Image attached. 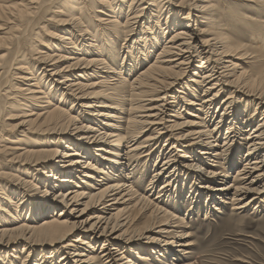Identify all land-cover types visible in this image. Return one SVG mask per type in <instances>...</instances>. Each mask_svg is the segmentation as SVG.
<instances>
[{
	"label": "bare ground",
	"instance_id": "obj_1",
	"mask_svg": "<svg viewBox=\"0 0 264 264\" xmlns=\"http://www.w3.org/2000/svg\"><path fill=\"white\" fill-rule=\"evenodd\" d=\"M158 1L151 4L148 0H131L124 13L126 0H0V52H8L0 56V141L11 146H0V264H15L14 260H20L15 255L21 244H24L23 252L27 251L23 263L28 264H140L150 260L149 254H142L147 248L165 260L179 261L171 264H188L181 261L189 254L193 243L188 241L191 235L180 230L189 227L186 218L179 215L183 209L200 214L204 209V198L207 201L205 207L208 210L213 207L217 212L222 211L219 207L222 205L232 206L237 215L252 207L256 210L262 207L264 113L258 124H254L257 111L264 108V71L245 82L241 81V75L236 77L238 61L246 53L240 55L233 50L231 38L226 37V29L222 30L225 25L223 17H227V22L229 18L227 14L221 17L213 0H180L176 3L168 0V7ZM225 3L236 8L257 9L256 6H260L254 0L217 1L219 6ZM148 6L154 9L150 10ZM47 8L55 14L47 20L53 23L54 31L47 30L46 33L44 27L39 28L40 31L33 34L38 40L32 45L28 33L43 18V10ZM140 23L143 25L139 29ZM247 24L252 30L261 26L253 21ZM255 32L264 33V25ZM40 34L46 37L41 38ZM253 36V43H258L259 49L264 50L263 36ZM128 38H132L133 43L130 48L125 44L121 46V53H124L121 59L112 48H116V41L128 42ZM41 49L47 51L42 53ZM155 53L148 68L141 69L129 83L128 76L143 67ZM9 55L11 58L7 61ZM59 62L67 65L56 69ZM13 70L21 74H13ZM192 72L193 77L188 81L186 77ZM15 76L14 80L21 83L20 86L11 85ZM111 78L115 81L113 86H110ZM103 83L106 85L100 86L102 90L96 91ZM174 87L181 88L177 94L187 93L191 97H182V103L198 113V116L189 114L193 118L205 120L209 117L211 121L223 110L212 131H194L183 138L172 134L186 125L166 121L161 116L167 108L180 103L176 102ZM198 88L205 89L202 100L196 95ZM129 91L131 99L139 97L138 100H142L147 96L151 99L134 106L137 114L143 111L149 114L133 118L138 122H133L131 117L126 120L123 130L128 137L84 124L75 129L78 135L69 133L70 126H76L80 119L60 105H74L84 121L104 127L105 122L98 121L99 118L114 122L120 118L116 113H102L97 108L116 112V105H104L102 100L100 104L82 105V102L96 97H112L111 101L116 104L121 93L128 94ZM226 91L230 93L221 101ZM235 93L239 99L234 98ZM143 94L146 97H142ZM58 99V105L54 104ZM152 105L155 106L146 110ZM5 106L11 111L6 121L24 118L12 127L13 130H6L13 135L16 134L12 131L18 133L8 139L2 135L5 129H9L1 122L4 119L1 111ZM250 106H256L253 115L249 113ZM38 109L42 112L35 113ZM122 111L125 110H119V113ZM173 113L176 114L169 117L179 118L181 110L177 108ZM199 114L206 115V118ZM31 117L35 118L28 119ZM135 124L138 132L133 138L130 126L135 127ZM149 127L155 128V135L138 142V135ZM21 129L23 140L19 134ZM107 129L114 132L122 128L109 123ZM224 130L225 137L220 146ZM29 133L46 137L35 142L27 137ZM92 133L96 135L89 136ZM243 133H247L245 137H241ZM165 136L168 138L156 160L159 162L163 156L161 168L155 171L149 184L150 193L142 195L138 192L141 183L135 178V167L123 178L121 174L128 170L132 161L139 162L144 153L142 150L154 146L149 143L156 144ZM186 140L193 143L187 145ZM244 148L247 151L242 158ZM220 160L227 162L228 170L224 163H219ZM204 163L207 168L202 167ZM240 163L236 175L225 184L224 181L229 179L228 171ZM21 167L27 168L26 174L31 173L38 183L21 181L12 173L21 171ZM10 169L12 172H7ZM139 174L142 176L141 172ZM183 175L190 179V183L193 180L188 192V200L192 199L189 207L188 201L180 197L186 188L178 195L177 190L174 191V184L180 183ZM6 179L14 189L4 183ZM157 179L163 185L156 193ZM202 180L207 183L201 186L203 192L199 193L197 186ZM39 182L43 184L42 188L37 185ZM40 189L45 190V194L31 192ZM56 189L59 191L53 198L48 196V192ZM152 192L157 194L154 200L150 199L154 196ZM2 196L6 198L2 200ZM162 198H168L166 202L175 210L160 207L159 204L165 202ZM89 209L94 216L86 217ZM133 212L141 217L149 214L151 222L146 231L155 232L153 229L157 228L155 237L130 232L135 218ZM49 214H52L50 218L34 225L36 220ZM9 225L18 226L6 228ZM73 235L76 239H72ZM98 243L102 246L96 253L94 246ZM47 244L49 250H42L38 258L32 256L38 247ZM58 255L61 257L56 263Z\"/></svg>",
	"mask_w": 264,
	"mask_h": 264
},
{
	"label": "rangeland",
	"instance_id": "obj_2",
	"mask_svg": "<svg viewBox=\"0 0 264 264\" xmlns=\"http://www.w3.org/2000/svg\"><path fill=\"white\" fill-rule=\"evenodd\" d=\"M131 0H126V5L123 8L124 13H126L128 11V2H130ZM155 1V0H154ZM153 0H148V3L153 4L154 2ZM162 3V6H167L168 7V0H159ZM158 1V2H159ZM180 0H174V3L179 2ZM217 1L220 0H213V5H216V9L218 10V13L221 14V17L224 16V14H227L228 16V22H227V17H223V25L222 26V30H225V35L226 37L228 36L229 38H231L232 40V46H233V50L238 51L240 55L245 54L246 56L242 57V59H240V61H238V66L239 68L237 69V74L236 77L241 75L240 78L242 79L241 81L245 82V81H249L253 76H257L258 73H261L264 71V50L259 49V44L258 43H253V39L254 36L253 35H257V34H261L264 38V33H260V32H255L257 31L259 28H261L264 25V0H254L256 2H258L260 4V6H256L258 7L257 9H253L251 7H247V8H243V7H234V6H228L226 3L224 4V6L222 5H217ZM169 2V1H168ZM200 1H197V3H199ZM147 6V5H146ZM150 10L154 9L151 6ZM167 7L165 9H167ZM58 8V7H55ZM232 8V9H231ZM163 9V7H162ZM57 10V9H54ZM99 10V9H98ZM156 10V9H155ZM161 10V9H160ZM231 11V12H230ZM51 10L45 9L43 10V18L41 20L37 21V25H35L32 29L31 32L28 33V38H30L31 44L34 45L35 44V40H38L37 37L33 38V34L36 32V34L40 31L39 28H43L44 27V32L47 33V30L52 32L54 31L53 29V23H49L47 22V20L51 19L53 16H55V14L51 13ZM157 12V10L155 11ZM238 12V13H237ZM106 18V17H105ZM239 18H241V21L239 22ZM253 21L254 24L260 25L261 26H255L254 30L250 29V27H248L247 23ZM143 24H138L139 29L142 27ZM192 25H194V23H192ZM137 29V27H136ZM136 33V32H135ZM41 38H45V34H40L39 35ZM169 34L166 36V38L164 39L163 43H165L166 39L168 38ZM48 40V38H47ZM128 42H117L116 41V48H112L113 53L115 54H120L121 55V59L122 56L124 55V53H121L122 49L121 46L123 44H125V47H129L132 46L133 40L132 38H128ZM37 43V42H36ZM162 43V44H163ZM119 47V48H118ZM162 47V45H161ZM42 53H45L47 50H42ZM8 52L2 51L0 52V56L5 55ZM135 53V50L133 49V54ZM11 55H9L6 59H8L7 61L10 60ZM156 56H153L152 59H148V61H146V63H144V66L139 67L138 69H136V71H134L132 73L131 76H128L129 79V83H132L134 81V78H136V76L138 75L139 71L141 69L145 70L148 68V65L150 64L151 61L154 60ZM121 59L119 60V63H121ZM108 60V58H107ZM245 60L244 63H242ZM109 62V60H108ZM263 62V63H262ZM19 63H21L19 61ZM246 63V64H245ZM67 64L64 62H59L57 63V65H55L56 69H61L63 67H65ZM18 66H16L17 68ZM51 69H53V67H51ZM44 70V69H42ZM1 73V72H0ZM12 73L14 74H21L19 71L17 70H13ZM193 77V72L192 74L190 73V75H188L186 78L189 81L191 78ZM236 77L232 78L235 79ZM14 78H17L16 76L13 77L12 81H11V85L12 84H18L19 86L21 85V83L17 82L16 80H14ZM97 81H101V79H96ZM113 78L110 79V86H113L115 84V81H112ZM96 81V82H97ZM92 82V81H91ZM33 83V82H32ZM87 85L88 82H83ZM89 84V83H88ZM103 85L106 84H101L99 85V87L97 88L96 91H101L102 89L100 88V86L104 87ZM22 87H27V86H22ZM128 87V86H127ZM178 90H181V88L179 87H174V93H176ZM204 90L203 88H198L197 89V96H198V100H202L203 94H204ZM123 92V91H122ZM111 93V91L109 92ZM113 93V92H112ZM130 93L131 91L128 92V94L125 93H121L122 97H120L119 101H116L117 103L114 104V101H111L112 97L109 99L108 97H104V99H98L96 97V99H86L85 102L83 103H91V102H95V104H100L99 102L105 101L104 105H116L118 111L115 112V110L113 109H109V108H97V110H100L102 113H116V115L120 118L118 119L119 121L114 122L113 120H102L103 118H99L100 120L98 121H104L106 126H100L99 124L96 123H88L87 121H84L83 116L78 113L75 110V106L74 105H60L61 107H63L66 111H69L71 115H74L76 117H78L80 119V121L76 124V126H70L69 133L73 132L74 135H78L75 134L76 132V128L81 127V125H90L92 128L93 127H97L100 130H104L106 132L118 135V136H123V137H128L129 135L126 134V132L123 130L126 127V120L128 118L131 117V119L135 118L136 116L140 115V116H148V112L143 111L144 113H136V109L134 108V106L141 101H145V100H149L151 99V96H147L148 98H142V100H138L139 97H135L134 99H131L130 97ZM173 93V91H172ZM230 91H226L224 94H222L221 96V101L226 98L229 95ZM176 95V102H180L178 104V106H173L170 109H166L164 111V114H162V118L165 117L166 121H177L178 124H182L186 123V125L182 128L179 129L175 132H173L172 134L175 137L178 138H183L186 135L189 134H193L194 131H205V130H210L212 131V129L214 128L216 122L219 120V114H221L223 112V110H221L218 113V116L216 114L215 118L213 120L210 121L209 117L208 119L206 118V115L203 114H199L200 117L202 118H206L205 120H199L196 118L191 117L189 114H196L195 116H198V113H195L194 109L192 108H187V106H185V104L183 105V100L182 97H187L189 99H191V97L186 93L184 95H180V94H175ZM180 95V96H179ZM142 97H146L145 94L141 95ZM234 98L239 99V96L236 95V93L233 95ZM124 98V100H123ZM193 98V97H192ZM57 99V98H56ZM131 99V100H130ZM172 100V99H170ZM59 99L58 100H54V104L58 105ZM144 105V102H142ZM199 103V101H198ZM85 104V105H86ZM84 105V106H85ZM146 105V104H145ZM81 106V105H80ZM153 106H145L147 107L146 110L153 108ZM256 107V106H255ZM255 107H249V113L251 115L254 114L255 112ZM28 108V107H26ZM181 110V114L179 115V118H173V117H169L171 114H176L173 113L174 110L176 109ZM14 109H17L14 107ZM71 109V110H70ZM86 110H93V109H86ZM119 110H125L122 111L123 113H119ZM264 108L259 109L257 111L258 113V118H256L255 121V125L258 124L259 119L262 117V114L264 113ZM11 112L8 108L3 107L2 111H1V115L4 117L3 124L9 126L7 128L9 129H5L4 132H2L3 137H5V139H8V137H14L17 136V131H12L15 132L16 135L11 134L9 131L7 132L6 130H13L12 127L20 124V122H22L21 120H23L24 118H22L21 120L19 119H9L6 121V119L9 117L7 116V114ZM42 111L35 110V113H39ZM197 112V111H196ZM260 113V115H259ZM14 115L16 113H13ZM152 114H156V112H153ZM19 116H24L22 114H19ZM35 117H31L28 119H34ZM68 121V120H67ZM133 122H138L137 120H132ZM109 123H115L116 125H118V127H121L122 129L118 130V131H109V129H107V125ZM172 124V123H169ZM194 124V125H193ZM196 124V125H195ZM134 125V123H133ZM136 126H130V131H131V135L133 138L136 137L135 132L137 131L138 125L135 124ZM106 127V129H104ZM149 128H146V132H142L140 135H138L139 137H137L138 142H142L144 140H147L149 138H151L152 136H154V129L155 128H151L150 130ZM6 131V132H5ZM21 130H19V134H20V139L23 140V137H21L22 133H20ZM225 130L221 133V138L219 141V145L221 146L223 144V138L225 137L224 135ZM80 134V133H79ZM171 134V133H169ZM247 133H243L244 136L241 137H245ZM95 136L96 133H92L89 134V136ZM98 135V134H97ZM27 137L33 138V140L35 142H39L42 139H44L43 137H46V135L43 134H27ZM139 138V139H138ZM168 136H165L164 138H161L159 141H157L156 144L153 143H149L148 145H154L151 149H149L150 147L142 150L141 152L144 151V153L141 155V158L139 159V162L137 161H132V163L130 164V167L128 168V170L126 169V172L122 173L121 176L123 178V176L126 175V173H130L131 172V168L133 169L135 167V178L136 180H138L139 183H141V188L138 190V192L140 194H144L147 195L149 194V184L151 183V181L153 180V175L155 173V171L159 170L161 168V158H163V156L160 158L159 162H156L157 160V156L159 155V152L161 153V150L163 149V145L166 143ZM92 139V138H91ZM114 140V138L112 139V141ZM90 143L94 142V140H89ZM187 145H191L193 142L186 140ZM33 144V143H32ZM7 144H5L4 142L0 141V146H5ZM17 145H20L17 144ZM31 145V144H30ZM138 145V144H137ZM8 147H11L9 145H7ZM16 146V145H14ZM149 151H153L154 153L149 154ZM246 148L242 149V158L244 157V154L246 153ZM163 152V151H162ZM124 153V152H123ZM122 153V154H123ZM183 153H180L179 155H181ZM153 155V156H152ZM151 157V158H150ZM156 157V158H155ZM227 157V156H226ZM225 157V158H226ZM209 158V157H206ZM191 160V159H190ZM231 160V159H230ZM187 161V160H186ZM186 164V162H184ZM192 163V162H190ZM189 163V164H190ZM195 163H199L195 162ZM206 164L209 162H205ZM202 166L203 168H207V165ZM219 163L223 164L224 163V168H226V170H228L229 165H226L225 163H227L224 160H220ZM243 163V162H242ZM242 163L238 164V166L236 165L234 168H232V170L228 171V176L229 179L224 181L225 184L231 182V179H233V177L236 175V170L237 168H239ZM7 164V163H6ZM201 164V163H200ZM212 163H210L211 166ZM137 165V167H136ZM203 165V163H202ZM209 166V165H208ZM214 166V165H213ZM20 167V165L18 166ZM16 168V167H15ZM25 167H21L20 170L21 171H13L7 170V172H12L14 173L16 176H18L20 178L21 181H23L24 179L26 181L32 180L34 181L35 179H33L31 177V173L26 174V169H24ZM216 168V167H215ZM25 171V172H24ZM220 171V170H219ZM139 172L142 173V176H140ZM128 175V174H127ZM37 177V176H36ZM187 176L183 175L182 179L179 180L180 183H177V185L174 184V191L177 190V194L178 192H182V190L184 191V189L186 188V191L182 192V196L180 195V197H182V199H185L186 201H188L187 207L190 206L191 204V200H188V195H189V191H190V185L193 182V180L190 183V179H186ZM19 178L17 180H19ZM121 178V177H120ZM159 179H157L158 181ZM5 184L10 188V189H14V187L9 184L8 180H4ZM189 181V183H188ZM12 183H15L12 182ZM34 183H38L37 181H34ZM198 192L201 193L203 192V189L201 188V186L203 187L204 185H206L207 181H200L198 182ZM181 184H184L183 187H180L179 189V185L181 186ZM40 187H43V184H41L39 182ZM163 185L162 181H158V183L156 184V193L157 190L159 189V187ZM153 187V186H152ZM200 187V188H199ZM189 188V189H188ZM9 189V190H10ZM181 190V191H180ZM59 189H56L54 191H50L48 192V196H50L51 198H53L55 196V193H58ZM88 193L90 192L89 190H87ZM27 192V191H26ZM28 192H30V190H28ZM31 192H38L40 194H45V190L40 189V190H31ZM155 192H152V194L154 196L150 197V199H155L157 194ZM191 194V193H190ZM213 194V193H212ZM177 197V196H176ZM5 196H2V200L5 199ZM165 199V198H162ZM160 199V201L162 200ZM169 200L168 198L165 199V202ZM206 199L204 198L202 200V203L204 205V209L201 211L200 214H191L185 211V209L182 210V213L179 215H182V217L184 216L186 218V221L188 222L186 225H188L189 227H183L180 230H182L184 233H189L191 235L190 239H188V241H190L191 243H193V245L191 247H189L190 249L189 254L186 255V257L184 259H182L183 263H188V264H264V202L262 203V207L257 209L256 208H251L250 210L237 215V213H234L232 211V206L230 205H222L219 206L220 208H222V211H214L213 207L209 208V210L205 207L207 204V201H205ZM163 202L162 204H159L160 207H164L170 211L175 210L174 206L170 205L169 203H165ZM170 202V201H169ZM183 206V204H181ZM195 205V204H194ZM211 205L213 206L214 204ZM210 205V206H211ZM215 207H217V204H215ZM57 212L60 211V209L56 210ZM89 213L88 216L93 214V216L95 215L94 212H91V210L89 209L87 211ZM208 213V214H207ZM52 216V214H49L46 217H42L39 220H36L34 222V225H39L41 224V221L44 218H50ZM132 217L133 222L130 225V232H136L137 234H143V235H147V236H151L152 238L155 237L154 235L156 234L155 232H157V228L153 229L155 230V232L152 231H146L148 229L149 224H150V220H149V214H146L144 216H139L137 215V212H133L132 213ZM179 217V216H178ZM206 217L208 219H206ZM214 220V221H213ZM21 223H19L18 225H20ZM18 225H9L6 228H11V227H15ZM9 228V229H10ZM76 235H73L72 239H76L75 238ZM24 244H21L16 253L15 256H18L20 258V260H14L15 264H26L27 262L23 263V256H25V253L27 251L23 252V246ZM102 244L98 243L95 247L94 252L97 253V251L99 250V248H101ZM49 244L47 245H41V247H38V249L36 250V252H33L32 256L37 257L40 255V253L42 252V250H49ZM147 247V246H144ZM98 249V250H97ZM27 250V249H26ZM145 252L142 253L144 255H150L148 256V258H150V260L147 263H140V264H171L172 262L176 261L175 263H179V261L172 259H168L165 260L163 257H159V254H153L149 248L144 249ZM23 252V255L21 254ZM13 254V253H12ZM27 255V254H26ZM61 256H57L56 257V263L60 260ZM15 259V258H14ZM133 259V258H132ZM135 259V258H134ZM160 261H159V260ZM137 262V259L136 261ZM28 264V263H27ZM59 264V263H58Z\"/></svg>",
	"mask_w": 264,
	"mask_h": 264
}]
</instances>
